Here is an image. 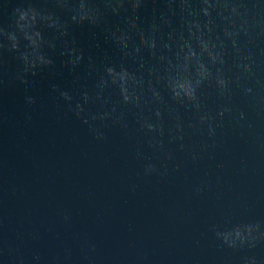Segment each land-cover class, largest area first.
Wrapping results in <instances>:
<instances>
[{
    "label": "water",
    "instance_id": "1",
    "mask_svg": "<svg viewBox=\"0 0 264 264\" xmlns=\"http://www.w3.org/2000/svg\"><path fill=\"white\" fill-rule=\"evenodd\" d=\"M0 264H264V0H0Z\"/></svg>",
    "mask_w": 264,
    "mask_h": 264
}]
</instances>
